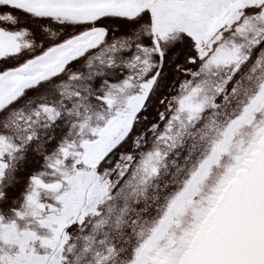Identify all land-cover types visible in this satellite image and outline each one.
Listing matches in <instances>:
<instances>
[{
  "label": "snow or ice",
  "instance_id": "obj_1",
  "mask_svg": "<svg viewBox=\"0 0 264 264\" xmlns=\"http://www.w3.org/2000/svg\"><path fill=\"white\" fill-rule=\"evenodd\" d=\"M0 264H264V0H0Z\"/></svg>",
  "mask_w": 264,
  "mask_h": 264
}]
</instances>
